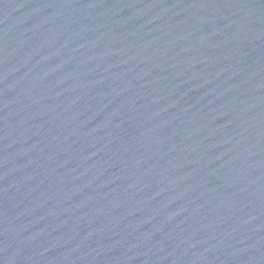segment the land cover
Masks as SVG:
<instances>
[{"label":"water","instance_id":"1","mask_svg":"<svg viewBox=\"0 0 264 264\" xmlns=\"http://www.w3.org/2000/svg\"><path fill=\"white\" fill-rule=\"evenodd\" d=\"M0 264H264V0H0Z\"/></svg>","mask_w":264,"mask_h":264}]
</instances>
